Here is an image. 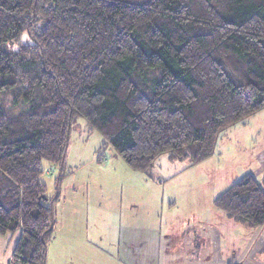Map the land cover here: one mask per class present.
<instances>
[{
	"label": "trees",
	"instance_id": "obj_1",
	"mask_svg": "<svg viewBox=\"0 0 264 264\" xmlns=\"http://www.w3.org/2000/svg\"><path fill=\"white\" fill-rule=\"evenodd\" d=\"M264 109V0H0V234L9 264H46L55 218L43 161L63 166L77 118L132 168L199 164ZM264 226V180L215 198ZM237 264V263H233Z\"/></svg>",
	"mask_w": 264,
	"mask_h": 264
},
{
	"label": "rangeland",
	"instance_id": "obj_2",
	"mask_svg": "<svg viewBox=\"0 0 264 264\" xmlns=\"http://www.w3.org/2000/svg\"><path fill=\"white\" fill-rule=\"evenodd\" d=\"M169 155H160L146 172L134 169L102 133L77 118L65 164L43 161L41 180L57 220L47 264H126L121 238L154 228L194 240L193 250L201 238L210 249L207 240L215 234L222 246L224 236L251 239L255 229L229 221L214 201L248 173L263 184L264 109L222 130L214 154L199 164L172 161ZM18 237L0 234L5 245L0 264H8Z\"/></svg>",
	"mask_w": 264,
	"mask_h": 264
},
{
	"label": "crops",
	"instance_id": "obj_3",
	"mask_svg": "<svg viewBox=\"0 0 264 264\" xmlns=\"http://www.w3.org/2000/svg\"><path fill=\"white\" fill-rule=\"evenodd\" d=\"M51 205L54 211V206L52 203ZM54 218L55 229L51 238L48 240L47 251L49 243L55 239L56 236L57 220L55 212ZM229 221L232 220L229 219ZM263 227L264 226L256 228L252 238L244 239L242 242H239L238 239H231L230 237L224 236L223 246L220 235L218 236L215 234L214 238L207 240L208 247L210 248L207 250H205L204 242L206 240L204 238H201L202 241H196L199 248L193 250L192 241L194 240H191V242H184L180 235L175 237L167 234L161 235V233L154 228L157 232L151 229L148 234L136 233L123 236L121 238L120 255L126 264H264ZM17 233L20 234V232ZM4 248L5 245L0 242V258L2 256L5 257Z\"/></svg>",
	"mask_w": 264,
	"mask_h": 264
}]
</instances>
